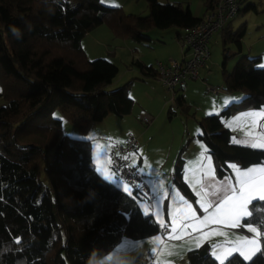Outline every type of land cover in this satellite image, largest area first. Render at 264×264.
<instances>
[{
  "label": "trees",
  "instance_id": "trees-1",
  "mask_svg": "<svg viewBox=\"0 0 264 264\" xmlns=\"http://www.w3.org/2000/svg\"><path fill=\"white\" fill-rule=\"evenodd\" d=\"M146 1L149 12L141 16L123 14L120 7L100 0H0V264H96L122 238L160 231L161 225L139 204L143 195L102 177L93 165L89 140L64 134L62 119L53 114L58 111L85 132L109 114L124 117L131 112L127 86L106 88L118 72L116 64L103 57L89 59L81 42L104 22L116 36L139 43L151 41L153 29L176 27L178 41L185 28L201 19L179 3ZM213 1L206 0V9ZM255 7L248 2L244 9ZM243 31L232 35L239 48ZM257 60L261 57L243 55L230 72L222 64L224 89L245 93L241 105L264 103V67L256 66ZM134 64L143 78L159 79L157 66L138 60ZM182 85L172 100L180 105L184 100L177 90ZM236 104L198 123V138L220 177L229 173L231 162L241 167L264 163V149L234 143L223 123V117L241 106ZM182 164L179 154L173 181L194 199L182 178ZM250 213L241 225L251 223L264 233V201H252ZM260 239L262 251L250 261L233 253L219 263L209 243L189 249L185 261L264 264V235Z\"/></svg>",
  "mask_w": 264,
  "mask_h": 264
},
{
  "label": "rangeland",
  "instance_id": "rangeland-1",
  "mask_svg": "<svg viewBox=\"0 0 264 264\" xmlns=\"http://www.w3.org/2000/svg\"><path fill=\"white\" fill-rule=\"evenodd\" d=\"M164 1L166 0H161V2ZM167 1L170 3H177L178 1L185 3L186 0ZM188 1L196 2V0ZM100 2L105 5L120 7V11L123 14L133 13L145 16L149 12L146 0H100ZM248 2L254 3L256 6L255 9H244ZM241 8L242 9L228 21V30L222 31V33L215 32L213 34L209 43L211 54L208 59V68L201 70L198 79H191L187 80V83L185 82V89L182 93L184 101L181 105L178 104L176 100H171V95L164 89L163 85H160L161 81L159 82V86H162V90L157 86L155 79L143 78L140 68L134 64V61L138 60L143 64L156 67L159 63L157 61H161L163 64L168 62L171 58L170 56H172L171 53H176L175 57L177 59L181 49L175 37V30H178V28L169 27L164 30L153 29L148 33L149 36L152 37L151 41L140 43L127 36H116L106 22L91 29L85 34L81 42L86 56L89 59L103 57L116 64L118 72L112 83L106 88L115 89L127 86L128 94L133 99V106L131 112L124 117H117L116 115L109 114L103 120L89 125L85 132H81L76 125L62 117L58 111H55L53 113L54 116L62 119L61 129L63 133L75 138L89 140L91 155H94V158L99 162L95 155L96 153H103L102 148H104V143L102 142L113 141V138L120 134L122 126L124 129L130 128L132 130L138 129V126L144 128V125L139 121L141 120V113H143L144 108H148L153 112L161 111L159 123H157V131L151 143V147L159 146V148L153 151V156L155 158H167V156H171L172 159L176 151L175 149L180 142L181 134H184V139L191 136L198 137V133L200 132L198 123L203 116L221 113V111L232 104L237 103L236 105H241L240 102L244 99L245 93L221 92V90L218 93L212 91V88L220 89L225 87L222 64L225 63L226 70L230 72L235 62L241 56L247 55L250 58L257 56L261 57V60L255 61L254 64L256 66L259 65V67H264V0L244 1L241 3ZM241 29H244V31L241 35L242 50L239 51V47L233 40L232 35L239 32ZM227 32H229V34ZM155 86L159 88L160 93L156 91ZM2 103L3 100L0 99V104ZM262 119H264V103L259 107L243 104L231 115L223 117V123L225 127H229L231 130L234 143L264 149V127L260 123ZM134 122L137 123V125ZM187 131H190L189 136L187 135ZM98 136L101 137V140ZM110 138L112 140H110ZM181 149L179 151H181ZM98 157H100V155ZM108 159L107 161H109ZM104 160L106 161V159ZM100 162L103 163L102 160ZM258 166L262 167L264 163ZM104 168H108V172L113 174V170L110 169L111 167L108 163L104 165ZM103 177H110L111 180L108 179V181L115 183L124 191L125 188L128 189L127 192H132L133 190L127 182L121 180L117 175ZM233 177L236 180L244 181L243 188L245 195L251 194L253 197L251 202L247 204V211L250 212L252 201L259 199L256 192L260 189H264V175L261 174L256 176V171L250 173L247 171V175L233 171ZM191 183L197 189L195 184H193V182ZM175 186L176 184L172 180L169 183L168 189L166 187L167 192L165 194L168 195L171 190H175L176 192V189H174ZM176 188L178 187L176 186ZM147 211V213L151 214L149 210ZM162 215L164 214L162 213ZM233 219L234 215L229 214L224 220L218 222L220 223L219 229L212 228V233L217 237L216 240L224 244L221 247L223 251L222 255L218 254V256L215 257L213 254L215 249H213L211 253L219 263L225 261L233 254H230L231 249L239 247L247 251L251 247L244 240L236 237L234 233L235 230L239 234L247 229L248 232L246 234L248 238H252L255 235L249 231L247 227L241 226L243 217L239 218L238 226L235 227L233 226ZM230 226L234 228L230 229ZM253 227L258 229L256 225H253ZM159 236L161 235L155 237L157 240L152 237V239L136 241L134 243L135 248H131L128 243H121L120 246H116L117 250L114 251L115 253L113 251L105 253V255L96 261V264L110 263L111 256L118 255L120 251H122V255H126L131 251L136 252L137 250L140 254L138 263H153V257H155L153 255L156 254L159 246L163 243ZM127 246H129V248ZM259 247H261L260 237ZM167 248H170L169 244ZM154 249L155 251H153ZM252 251H255V249H252ZM247 254L252 255V252H248ZM174 257L176 260H167L163 258L165 261L163 263L186 264L184 260L185 257H178L177 254Z\"/></svg>",
  "mask_w": 264,
  "mask_h": 264
},
{
  "label": "crops",
  "instance_id": "crops-1",
  "mask_svg": "<svg viewBox=\"0 0 264 264\" xmlns=\"http://www.w3.org/2000/svg\"><path fill=\"white\" fill-rule=\"evenodd\" d=\"M162 3L170 2L166 0ZM177 3H179L183 7H188L195 17L201 18L207 11L206 0H196L195 3L193 1L189 2L188 0H186L185 3H182L180 1H178ZM222 31H224V29L216 33H222ZM180 47L181 49L179 51V57H177L176 59V53H171V58L176 60L182 59V57L184 56V51L181 45ZM241 50L242 49L239 48V51ZM157 62L161 63V61ZM167 63L168 62H166L165 64H161L166 65ZM144 78L155 79L157 86H159L160 80L157 78V76H147ZM186 83H184L177 90V95L181 96L183 100L184 98L182 93L185 89L184 86ZM160 85H162L161 82ZM159 87L162 90V86ZM155 89L158 93H160L158 87L155 86ZM220 90L221 92H226L224 87L220 88ZM146 110H148L149 112ZM150 111V109L144 108L143 113H141L142 115L147 113L152 117L151 121L148 124H143L142 121L139 120L141 124L144 125V128L138 126V129L132 130L130 128L124 129L122 126L120 134L118 136H115V138H113V141L102 142L104 143V148H102L103 153H96L95 155L99 162H97V160L94 158V155L92 156L93 165L102 177L116 175L114 171L111 170L114 174L113 175L112 173L108 172V168H104V165L106 163L109 164V161H107L108 154L115 143H122L127 135L134 134L139 141V146L135 151L128 154V158L130 159V163L137 166V168L144 175L147 184L149 185L151 191L154 193V199L152 201H148L144 196H140L138 199L139 204L143 212H148L147 210L151 212L154 219L161 225V229H166V231L160 230L154 235L138 238L137 240L122 238V240L117 245L120 246L121 243H128L131 248H135L134 243L136 241L152 239V237L155 238L157 237V235H161L159 237L161 238L163 243L159 246L156 254L153 255L155 257L152 256L153 262L163 263L165 262L164 259L176 260L174 257L176 254L178 257H185V254L189 249L197 247L203 243H209L211 253L213 252V249L216 250H214L213 253L215 257H217L218 254L222 255L223 251L221 250V247L224 244H221V242H218L216 240L217 237L212 233V228L219 229L220 223L218 222L224 220L229 214L234 215L235 207L239 204V190L241 186L237 183L238 180L234 179L233 171H237L243 174L246 173L247 175V170L254 168L256 169V176H259L261 174L264 175V171H261V169H264V166H258L263 163L252 164L248 167H241L236 162H232L230 163V165H235V168L229 166L230 169L228 174L221 177L217 176L213 158L208 152L205 143L198 137L196 138L191 136L184 139V134L180 135V142L175 149L176 151L174 152L172 159L171 156H167V158H155L153 156V151H156L159 146L151 147V143L155 137L157 131V123H159V118L162 112L151 111L150 113ZM262 121L263 119L260 121L261 124ZM135 124L137 125V123ZM189 134L190 131H187L188 136ZM98 137L101 140V137ZM110 140L112 139L110 138ZM181 148L182 150L179 151ZM179 154L183 161L182 178L187 183V185L190 186V189L194 193V199H190L189 197L183 195L182 191L179 188H176V186L174 187V189H176V192L175 190H173L174 192L171 190L168 195L165 194L167 192L169 183L173 180V174L176 168V160ZM99 155L100 157H98ZM104 159H106V161ZM101 160L103 161V163L100 162ZM191 182L195 184L197 189L194 187V185H192ZM232 189L236 190L234 198L230 201L225 202L222 206L217 207L219 202L226 196H233ZM247 207L248 205H246V210ZM162 213L164 215H162ZM231 228L234 227L230 226V229ZM247 232L248 231L246 229V231H242V233L238 234L236 230L234 233L237 238L242 239L244 237H248L246 234ZM168 244L170 246L169 249L167 248ZM116 246L112 248L113 250L110 249L107 253L116 251ZM129 246L127 247L129 248ZM139 256L140 254L138 250L136 252L131 251L126 255H122V251H120L118 255H112L109 262L117 264H140L138 263Z\"/></svg>",
  "mask_w": 264,
  "mask_h": 264
},
{
  "label": "built area",
  "instance_id": "built-area-1",
  "mask_svg": "<svg viewBox=\"0 0 264 264\" xmlns=\"http://www.w3.org/2000/svg\"><path fill=\"white\" fill-rule=\"evenodd\" d=\"M242 0H215L197 24L185 28L179 38L184 49L180 60L170 58L166 65L157 64L159 80L165 90L174 99L176 88L187 80L197 79L202 68H208L210 57L209 43L215 32L223 29L228 21L241 9ZM228 54V52H227ZM226 54V55H227ZM213 92L220 89L212 88ZM142 122L147 124L151 116L144 114ZM139 141L135 135L129 134L122 143L113 145L109 152V165L114 173L133 189L143 194L148 201L154 199V193L147 184L144 175L137 166L130 163L128 154L138 148ZM166 231V229H161Z\"/></svg>",
  "mask_w": 264,
  "mask_h": 264
},
{
  "label": "snow or ice",
  "instance_id": "snow-or-ice-1",
  "mask_svg": "<svg viewBox=\"0 0 264 264\" xmlns=\"http://www.w3.org/2000/svg\"><path fill=\"white\" fill-rule=\"evenodd\" d=\"M253 146H255V145H253ZM229 166L232 168L236 167L235 165H229ZM255 170L256 169H248L247 171L250 173V172H253ZM98 171H99V169H98ZM261 171H264V169H261ZM244 175H246V173ZM105 179L108 180L111 178L105 177ZM237 183L241 185V188H240L239 204L235 207V210H234V219H233V226L234 227L238 226L239 218L247 216V215H251V213L246 210V205L249 204L251 202V200L253 199L251 194L245 195L244 188H243L244 181L238 180ZM125 191L127 192L128 189L125 188ZM232 191H233V196H226L223 200H221L219 202L217 207L222 206L225 202L230 201L234 198V196L236 194V190L232 189ZM256 195L259 197L260 200L264 201V189L258 190L256 192ZM144 214L148 215L147 212H145ZM241 226L247 227L249 231H251L252 233L255 234L252 238H248V237L242 238L251 247L247 251L242 250L239 247H236V248H233L230 250V254L234 253V252H239V254L244 258L245 261H250L254 255H256L257 253L262 251V249L259 247V237L261 235H264V233L259 232L258 229L256 227H253V225L251 223H248L246 225H241ZM252 249H255V251H252ZM153 251H155V249ZM248 252H252V255H248L247 254Z\"/></svg>",
  "mask_w": 264,
  "mask_h": 264
},
{
  "label": "bare ground",
  "instance_id": "bare-ground-1",
  "mask_svg": "<svg viewBox=\"0 0 264 264\" xmlns=\"http://www.w3.org/2000/svg\"><path fill=\"white\" fill-rule=\"evenodd\" d=\"M145 114H147V113H145ZM143 115H144V114H143ZM143 115H142V116H143ZM148 115H149V114H148ZM142 116H141V118H142ZM151 119H152V117H151ZM141 120H142V119H141ZM142 123H143V122H142ZM143 124H145V123H143ZM147 124H148V123H147ZM132 135H134V134H132ZM115 144H117V143H115ZM115 144H114V145H115Z\"/></svg>",
  "mask_w": 264,
  "mask_h": 264
},
{
  "label": "clouds",
  "instance_id": "clouds-1",
  "mask_svg": "<svg viewBox=\"0 0 264 264\" xmlns=\"http://www.w3.org/2000/svg\"><path fill=\"white\" fill-rule=\"evenodd\" d=\"M143 195V194H142ZM144 196V195H143ZM145 197V196H144ZM161 230V229H160Z\"/></svg>",
  "mask_w": 264,
  "mask_h": 264
}]
</instances>
